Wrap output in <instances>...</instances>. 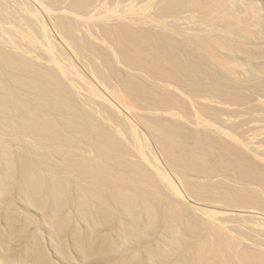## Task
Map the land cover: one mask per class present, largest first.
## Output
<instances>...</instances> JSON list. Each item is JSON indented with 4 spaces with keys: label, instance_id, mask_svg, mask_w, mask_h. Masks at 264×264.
<instances>
[{
    "label": "bare ground",
    "instance_id": "6f19581e",
    "mask_svg": "<svg viewBox=\"0 0 264 264\" xmlns=\"http://www.w3.org/2000/svg\"><path fill=\"white\" fill-rule=\"evenodd\" d=\"M262 9L0 0V264H264V192L250 186L264 174L216 137L262 133L241 119L264 97V47L247 45L264 37ZM178 90L203 106L220 97L226 111L190 144L163 118L183 108ZM218 147L235 160L214 166Z\"/></svg>",
    "mask_w": 264,
    "mask_h": 264
},
{
    "label": "rangeland",
    "instance_id": "374dc122",
    "mask_svg": "<svg viewBox=\"0 0 264 264\" xmlns=\"http://www.w3.org/2000/svg\"><path fill=\"white\" fill-rule=\"evenodd\" d=\"M262 4V13H261V22L264 23V0H259ZM125 3L118 1L117 3L114 2H107L105 3L103 7V13L102 14H110L115 10L124 8ZM133 9L136 12L137 15H143L147 14L149 12L148 8H145V6H142V4L138 5H133ZM191 19H186V21L183 22L182 26L190 27L191 26ZM179 37V36H178ZM181 37V36H180ZM179 37V38H180ZM57 41V40H56ZM249 47L255 48V49H261L263 50L262 47H264V37L261 40H254V39H249ZM186 43H189L191 47L195 49V51L200 54L206 56L209 61L215 65V59L211 57L207 52L203 51L201 48H195L193 46V43L185 41ZM54 45V44H53ZM98 45L105 51L111 53V48L108 47L107 43L104 41H99ZM52 52L54 53V48H52ZM73 59V58H71ZM260 62H264V56L260 57L259 59ZM72 63H70V62ZM74 59L71 61L70 59L68 60L69 64L75 71H78L77 69L80 68L77 66V64H74ZM76 63V62H75ZM77 66V67H76ZM130 70V69H128ZM132 72H135V74H141V71L137 70H130ZM83 76L85 74L89 73L87 72L86 69L80 68L79 71ZM80 74V75H81ZM144 77L150 81V82H156V80H153L152 78L148 77L147 75L143 74ZM93 83L96 84V82L93 81ZM95 87V85H90L89 89H92ZM96 88V87H95ZM106 89V88H105ZM104 87L101 88L103 92L106 90L109 91L108 89L105 90ZM98 89L95 90L97 92ZM179 95L181 97H178L181 103L183 104V108L181 110H176L175 115L168 114L164 116L163 118L170 121L172 125H181L182 129L178 130L176 132L177 138L185 144H190L193 137H194V132L198 128H202L205 126V123H212L215 126H219V122L216 118L217 113H225V108L222 107L221 99L220 97H214L212 101L208 104V106H203L201 104H198L196 102V99H199V97H190V95L186 94L182 90H178ZM244 92H248L245 91ZM122 95V96H121ZM120 97H123L124 99L127 100L126 97L123 96V94H120ZM127 102H129L127 100ZM248 108L246 109L245 112H243L241 119H246V118H253L257 121L260 122L261 126L263 127L262 133H258L255 131H242L239 129L236 130H231L230 128H225V132H229L230 135L228 134H216V137L222 140H225L229 143V145L233 148L236 149V151L241 154L242 159L248 163L254 171L260 172L264 174V97H255L254 101L252 104H249ZM158 115L152 114L151 117L155 118ZM186 145H184L185 147ZM216 153L220 156H223L221 159H218L215 161L216 167L221 166V163L227 160H235L234 158H228L227 156L229 155L228 152H225L222 148L218 147L216 149ZM231 184H236V183H229ZM237 185V184H236ZM250 186L256 187L260 189L261 191L264 192V181H256L253 180L250 183ZM209 205L207 207H210L213 210H218V211H223L226 209V206H224L222 203L219 202H210V201H205Z\"/></svg>",
    "mask_w": 264,
    "mask_h": 264
}]
</instances>
